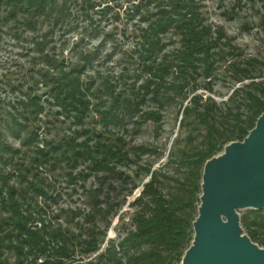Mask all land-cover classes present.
<instances>
[{
  "label": "trees",
  "instance_id": "obj_1",
  "mask_svg": "<svg viewBox=\"0 0 264 264\" xmlns=\"http://www.w3.org/2000/svg\"><path fill=\"white\" fill-rule=\"evenodd\" d=\"M137 1L133 0L129 12L139 24L131 59L144 78L139 84L137 75L136 82L118 89L107 79L96 87L97 82L84 78L93 66L94 53L83 54L78 63H73L47 52L49 35L65 25L75 5L85 7L87 15L90 11L107 14L110 5L101 8L104 2L100 0H0V31L14 23L15 36L19 37L17 25L23 26L34 35L31 44L40 51L39 59L44 64L39 77L28 83V91L0 108V159L10 164L12 155L21 151L6 142L9 133L24 146L37 145V157L30 166L36 171L35 177L47 165L65 163L72 171L86 165L89 174L85 176L103 174L101 181L108 183L106 209L94 196L96 207L86 215L91 225L75 234L54 227L47 219L38 202L39 197L48 196L45 186L34 180L22 188L8 186V177L0 171V264H12L6 253L17 256V264H180L193 240L206 161L221 153L226 144L243 141L264 112V82L256 81L263 78L264 60L246 58L222 27L214 29L202 0ZM42 23L47 30L38 36ZM170 47L174 48L168 50ZM217 79L242 85L221 102L199 93L204 89L213 94ZM247 80L251 82L243 84ZM39 85L50 96L47 104L57 105L67 116L62 115L73 120L75 129L59 142L39 138L40 118L46 107L34 89ZM102 88L106 100L95 106L93 98L102 97ZM150 102L156 105L154 110H146ZM174 104L180 106V128L190 126L191 132L185 146L171 150L164 164L157 168L154 162L139 164L137 176L144 173L149 177L146 182L138 183L121 168L148 154L161 158L158 147H129L124 135L129 133L127 128L122 136L109 139L97 138L93 129L86 128L93 111L107 131L125 122H132L137 133L148 121L162 128L163 112ZM195 132L203 135L200 145H195ZM42 142L46 148H40ZM68 175L72 177L73 172ZM139 186L141 193L129 203L134 209L129 219L134 229L118 243L109 239L99 252L107 228L97 224V217L118 214ZM121 191L127 194L119 201L115 194ZM241 224L252 241L264 248V210H245ZM95 254L96 258H91Z\"/></svg>",
  "mask_w": 264,
  "mask_h": 264
},
{
  "label": "rangeland",
  "instance_id": "obj_2",
  "mask_svg": "<svg viewBox=\"0 0 264 264\" xmlns=\"http://www.w3.org/2000/svg\"><path fill=\"white\" fill-rule=\"evenodd\" d=\"M100 1L104 2L101 8L110 5L111 8L107 14L99 15L90 11L87 15L85 7L75 5L72 15L67 18L65 25L55 28L49 35L47 52L56 57L64 56L73 63H78L83 54L94 53L93 66L88 68L84 78L97 82L96 87L102 85L103 80L107 79L118 89H123L136 82L137 75L140 76L137 82L140 84L144 75L137 70L138 66L131 59L134 56L133 49L137 41L135 31L139 29L138 19L129 17L134 2L133 0H114L109 3H105L107 0ZM202 2L206 6L205 11L214 29L222 27L229 38H234L233 44L245 54L246 58L255 57L264 60V0H202ZM91 18L93 22H91ZM17 26L20 28L19 37L15 36L14 23L5 25L0 31V108L1 106L7 107L8 104L22 97L28 91V83L38 78V73L44 67L43 61L39 59L40 51L31 44L34 35L27 32L23 26ZM92 29L97 31L94 32ZM38 30L36 35L42 36L47 27L42 23ZM96 34H99V37ZM172 48L174 47H170L168 50H172ZM256 81L264 82V75L263 78L256 79ZM250 82L247 80L243 84ZM241 85L233 86L228 79H217L214 83L213 94L204 89H200L199 93L206 94V96L211 95L221 102L227 100L233 90ZM34 89L46 103L45 113L40 118L42 127L39 130V138L41 141L59 142L75 129L73 120L66 118L64 110L57 105L47 104L45 100L50 96L46 95L44 86L39 85V88ZM102 92V97L93 98V105L97 106L99 101L106 100V91L103 88ZM145 108L154 110L156 105L150 102ZM179 110L178 104L172 105L163 112L162 128H157L154 122L148 121L138 133L134 131L132 122H125L126 125L107 131L103 128L99 116L93 111L86 121V128L93 129L97 138L102 139L120 137L125 133L124 129L127 128L129 133L124 135L129 147L139 145L158 147L163 154L161 158L153 155L149 157L148 154L141 159L134 158L135 163L121 168L138 183L140 180L146 182L149 177H144V173L137 176L136 171L139 164L142 165L146 161L154 162V168H157L167 161L171 150L176 151L185 146L191 128L190 126L180 128L182 115ZM195 136H197L195 145H200L203 135L201 132H195ZM5 140L13 146V149H21L17 154L12 155L10 164H5L0 159V171L8 177L6 181L8 186L22 188L27 186L31 180L45 186L48 196L39 197L38 202L45 209L47 219L52 221L54 227H61L64 230L80 234V231L91 225L88 223L86 215L93 212L98 200L100 203L103 202L100 207L106 209L108 183L101 181L103 174L91 173L85 176V174H89L86 171V165L72 171L65 163H61L56 167L49 165L43 167L39 176L35 177L36 171L31 170L30 166L37 157V145L24 146L9 133ZM39 146L46 148L44 142ZM27 168L30 170L26 171ZM170 168L175 169V166ZM69 172H73L72 177L68 175ZM0 183H3L1 178ZM8 186L4 189V193L7 192ZM131 186L129 185V188ZM100 188L102 191L96 192ZM141 191L142 186L136 188L128 196L127 202L123 204L118 214L97 217V224L102 229L107 228V236L99 252L107 246L109 239H114L118 243L128 230L134 229L129 220L134 214V209L129 206V203ZM125 194L127 193L121 191L116 193L115 197L122 201ZM94 196L98 197L97 201L94 200ZM243 212L245 211H240V214ZM6 255L14 264L17 256L15 257L12 253H6ZM91 258H96V254L91 255ZM70 262L67 264H71Z\"/></svg>",
  "mask_w": 264,
  "mask_h": 264
},
{
  "label": "water",
  "instance_id": "obj_3",
  "mask_svg": "<svg viewBox=\"0 0 264 264\" xmlns=\"http://www.w3.org/2000/svg\"><path fill=\"white\" fill-rule=\"evenodd\" d=\"M194 236L180 264H264L240 211L264 210V112L243 141L206 161Z\"/></svg>",
  "mask_w": 264,
  "mask_h": 264
}]
</instances>
